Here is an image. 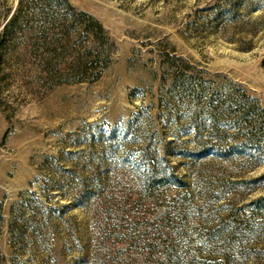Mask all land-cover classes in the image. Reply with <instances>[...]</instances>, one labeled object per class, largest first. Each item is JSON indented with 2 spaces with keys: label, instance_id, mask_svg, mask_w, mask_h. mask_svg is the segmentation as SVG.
Listing matches in <instances>:
<instances>
[{
  "label": "rangeland",
  "instance_id": "obj_1",
  "mask_svg": "<svg viewBox=\"0 0 264 264\" xmlns=\"http://www.w3.org/2000/svg\"><path fill=\"white\" fill-rule=\"evenodd\" d=\"M0 264H264V0H0Z\"/></svg>",
  "mask_w": 264,
  "mask_h": 264
},
{
  "label": "trees",
  "instance_id": "obj_2",
  "mask_svg": "<svg viewBox=\"0 0 264 264\" xmlns=\"http://www.w3.org/2000/svg\"><path fill=\"white\" fill-rule=\"evenodd\" d=\"M69 13H71L70 15L72 16L73 19H77V17L81 16H86L89 19L90 24L87 25L85 27V29L87 30L88 33H90L92 35V37L94 38V40H96V42H100L97 44V46H100L101 48L105 45V43L107 42V39L109 38L106 35V31L104 29V26L102 25V23L97 20L93 15L85 12V11H79L78 9H76V7L69 5ZM57 49H54V51H52V53H54V56H56L58 53ZM51 53V51H50ZM79 53V52H78ZM102 55L97 51H93V48H89L84 54L82 55H78L77 56V60H75L73 63H71V67L68 68L71 71H75V72H79L81 73L83 76L84 75H89L92 76L94 78H96L99 75L98 70H100V68H102V62H104L102 59ZM92 58L90 59L89 57ZM59 67V65H58ZM55 70L56 76L62 77L64 76V70H62L61 68H58Z\"/></svg>",
  "mask_w": 264,
  "mask_h": 264
}]
</instances>
